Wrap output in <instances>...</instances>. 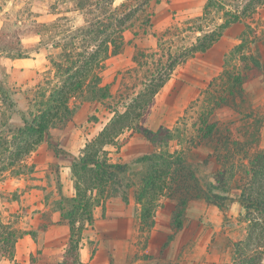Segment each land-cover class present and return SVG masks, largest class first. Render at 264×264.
<instances>
[{"label":"trees","instance_id":"1","mask_svg":"<svg viewBox=\"0 0 264 264\" xmlns=\"http://www.w3.org/2000/svg\"><path fill=\"white\" fill-rule=\"evenodd\" d=\"M55 1L53 6L59 11L65 0ZM67 1L72 4L69 11L76 12L81 23L72 26L69 17L57 12L59 17L49 25L51 46L59 50L57 59L50 60L54 69L53 86L28 103V110L21 113V126L8 130L0 126V177L6 173L12 177L23 174L26 170L22 164L24 158L43 141L45 135L49 138V128L65 123L70 117V97L90 84L91 93L98 99L107 97L106 86H95L101 79L97 71L106 59L119 54L126 44L131 43V40L125 42V31L132 34V39H137L139 33L144 35L152 29L151 3L157 5L167 0H124L118 6L114 5V0ZM262 5L264 0H207L201 15L178 31L179 35L185 32L192 35L193 40L187 46L173 48L172 45L158 44L155 48L139 49L134 45L132 59L137 66L134 69L146 67L140 83L133 84L134 78L130 77V84L121 85L118 99L108 108L113 113L112 118L85 145L79 156L72 157L73 194L65 197L58 191L57 224L68 227V239L61 258L50 261L38 251V257H32L31 264H87L81 260L80 250L89 240L87 232L93 230V211L118 193L121 177L131 165L143 167L135 200L139 205L138 232L144 235V240L149 239L160 199L174 202L169 223L172 234L168 240L182 228L184 212L190 201L201 200L219 211H226L232 203H237L239 212L235 224L228 228L236 234L234 238H228L230 259L227 264H264V148L253 149L264 118L257 116L254 110L245 114L237 112L241 116L240 121H244L240 123L242 126L233 128L231 122L229 125L232 127L224 129L219 128L218 122L212 118L216 109L222 106L230 108L229 103L235 98L243 101L244 75L224 67L222 73L200 91L172 129L152 131L143 128V135L152 144V152L142 154L130 163H121L112 162L104 149L115 145L124 130L135 127L142 116V108L150 103L176 68L197 53L206 52L232 25L243 24L244 29L240 33V43L231 52L240 54V65L245 66L249 61L247 72L259 69L258 60L251 54L242 55V51L244 45L255 42V31L247 20ZM212 12L221 14L214 19ZM247 34L253 36L248 42L245 40ZM39 45L43 46L41 42ZM16 57L23 56L18 54ZM138 84L143 85L139 93L135 92ZM3 93L7 96L6 92ZM5 132L11 134L9 138ZM199 147L209 151L201 165L208 160L217 165L211 174L200 176V164L191 163L186 155V152ZM52 152L56 157L68 155L60 148H52ZM56 183H59L58 178ZM27 234L35 239L34 232ZM20 235L0 217V263L6 260L17 264L14 251ZM94 253L95 248L90 256Z\"/></svg>","mask_w":264,"mask_h":264},{"label":"rangeland","instance_id":"2","mask_svg":"<svg viewBox=\"0 0 264 264\" xmlns=\"http://www.w3.org/2000/svg\"><path fill=\"white\" fill-rule=\"evenodd\" d=\"M123 1L114 0V5L118 6ZM167 1L171 3L172 0ZM167 1L160 2L159 8L151 3L153 16H158L152 19V29L144 35L139 33L137 39H132V34L125 31L124 40L130 38L131 43L126 44L119 54L106 59L97 71L101 79L95 86H106L107 97L98 99L97 95L91 93V84L70 97V117L65 123L49 128V138L45 135L43 141L24 158L22 164L26 166V170L23 174L12 177L6 173L0 177L1 220L21 233L14 251V262L17 264H31V258L38 257V251L50 261L61 258L68 233L65 225H52L58 218V191L65 197L73 194L70 176L72 157L79 156L85 145L112 118L113 113L108 108L118 99L121 85L130 84V77L134 78L133 84L138 81L140 83L146 67L134 69L137 67L132 59L135 54L134 45L139 49L159 45L180 48L193 40L190 33L179 35L178 31L189 26L197 15L190 16L187 12H182L183 9L180 8L184 6L183 0L174 1L176 9H169L165 3ZM54 2L56 1L0 0V126L4 130L21 126V113L28 110V103L43 90L53 86L54 69L50 60L57 59L59 50L51 46L49 25L59 17L57 12L69 17V24L72 26H79L81 23L80 16L69 11L72 9L70 2L65 0L59 11L53 6ZM201 6L198 16L202 13ZM226 7L228 8V3ZM220 14L221 12H212L211 16L217 19ZM247 23L254 29L256 37L254 43L244 45L242 55L251 54L258 60L259 69L253 68L247 72L250 68L248 60L247 66H244L240 65V54L231 52L227 56L225 70L244 75L245 81L242 84L243 101L235 98L229 103L230 108L222 106L213 112V121H217L221 129L230 127L231 122L233 128L242 126L240 123L244 121H240L241 116L237 112L245 114L254 110L257 116L264 118V5L256 10ZM242 29L243 26L239 24L231 30V33L236 32L235 36L232 33L236 43L240 39L238 32ZM251 38L252 34L245 35L247 42ZM18 54L23 57L17 58ZM196 55L185 64L190 63ZM14 63L18 65L13 67ZM179 68L172 72L169 79L176 75ZM133 69L134 72L131 71ZM142 89L143 85L138 84L135 92L139 93ZM156 95L142 108V116L136 121L135 127L124 130L116 139L115 145L104 148L112 162L130 163L136 157L153 151L152 144L143 135L142 129H148L144 125V118L152 110ZM10 135L5 132L8 138ZM52 148H60L68 155L56 157ZM258 148H264V125L260 129L257 145L253 147L254 150ZM208 153L203 147L186 152L191 163L200 164V176L211 174L217 169L213 160L201 165ZM142 171L143 167L131 165L130 170L121 177L118 193L94 209V229L87 232L89 240L86 241L84 259L87 260L93 248L101 247L103 251L97 264H227L230 259L228 238H234L236 234L228 231V228L235 224V217L239 212L237 203H232L226 211H219L201 200L190 201L180 229L182 239L178 241L177 234L168 240L171 231L165 234L160 231L159 234L154 233L158 211L159 214L162 211L168 214L164 219L165 224H169L174 208L173 201L160 199L153 218L154 225L146 241L144 235L138 232L139 205L135 200ZM57 178L59 183H56ZM29 232H34L35 239L27 234ZM158 235L160 237H155ZM0 264L13 263L4 260Z\"/></svg>","mask_w":264,"mask_h":264},{"label":"crops","instance_id":"3","mask_svg":"<svg viewBox=\"0 0 264 264\" xmlns=\"http://www.w3.org/2000/svg\"><path fill=\"white\" fill-rule=\"evenodd\" d=\"M174 1L175 0H172L171 3H168V1L165 2L169 9H176V3ZM206 1L207 0H183L184 6H182L180 9H183L182 12H187V15L198 16L200 11L198 9L201 5L202 9ZM159 7L160 3L156 5V8ZM194 7L195 9H193ZM166 14H168L167 11ZM154 18H158V16L154 15L152 19ZM236 25L239 24H234L231 27L233 28V26ZM240 25L243 26V24ZM231 27H229L223 36L206 52L197 53L198 56L196 55V57L192 59L190 63L182 65V67L179 66L180 68L177 70L176 75H174L163 85V87L160 89V93L154 98L153 106L151 108L152 110H150L146 118H144V125L148 127V129L152 131H156L159 128L172 129L178 120L183 116L185 109L192 101L197 98L200 91L205 89L214 78L218 77L222 73L224 67H226V58L228 54L232 51L234 46L240 43V39L237 43L234 40L233 37L236 35V32H232L234 35L233 36L231 33ZM242 31L243 29L239 30V36ZM195 35H198V33ZM129 40H125V42ZM16 65L18 64L14 63L13 67H16ZM168 207L170 208L171 206ZM160 213L161 214H159L158 211L156 214L154 233L159 234L160 231L161 233L165 234L166 232L171 231L168 222L165 224L164 219V217H167L168 214H164V211ZM58 220L59 214L57 220L53 221L52 225L62 227L63 224H57ZM175 235L176 240L180 241L182 239L181 230L176 232L174 237ZM155 237L160 236L158 235ZM85 249L86 242L84 247L80 250L81 260L87 264H97V261L101 258L103 249H101V247H98L97 249L96 247L94 255L91 257L89 253L87 260L83 257Z\"/></svg>","mask_w":264,"mask_h":264}]
</instances>
